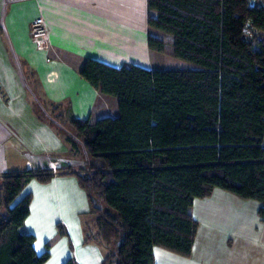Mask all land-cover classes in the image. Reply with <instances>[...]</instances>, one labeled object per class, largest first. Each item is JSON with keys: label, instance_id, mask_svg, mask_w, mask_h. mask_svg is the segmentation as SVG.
I'll return each mask as SVG.
<instances>
[{"label": "trees", "instance_id": "16d2710c", "mask_svg": "<svg viewBox=\"0 0 264 264\" xmlns=\"http://www.w3.org/2000/svg\"><path fill=\"white\" fill-rule=\"evenodd\" d=\"M147 8L148 27L171 36L172 55L194 66L113 67L87 58L79 74L117 99L116 117L67 119L57 104H33L90 159L75 175L98 214L94 238L109 247L102 264H155L154 246L189 256L198 226L190 208L214 188L260 202L264 218V0H147ZM147 40L165 51L163 38ZM53 176L38 169L0 179V264L48 259L25 224L30 195L19 196L31 179Z\"/></svg>", "mask_w": 264, "mask_h": 264}, {"label": "crops", "instance_id": "0c3cea01", "mask_svg": "<svg viewBox=\"0 0 264 264\" xmlns=\"http://www.w3.org/2000/svg\"><path fill=\"white\" fill-rule=\"evenodd\" d=\"M38 15L48 31L49 46L43 50L29 37V24ZM148 15L154 13L147 0H0V179L10 172L60 171L47 182L31 179L19 196L30 195L25 224L35 236L37 254L48 248L43 264L69 258L102 264L109 247L95 240L98 214L76 172L65 170L73 154L88 155L82 144L74 151L36 115L33 104H57L67 119L116 117L117 99L100 93L79 74L87 58L113 67H191L172 55L171 36L148 27ZM149 33L166 41L164 52L149 48ZM261 206L214 188L209 196L194 199L190 208L198 222L190 255L154 246V263L264 264Z\"/></svg>", "mask_w": 264, "mask_h": 264}, {"label": "built area", "instance_id": "2783aa9c", "mask_svg": "<svg viewBox=\"0 0 264 264\" xmlns=\"http://www.w3.org/2000/svg\"><path fill=\"white\" fill-rule=\"evenodd\" d=\"M29 37L36 49L43 50L48 48V31L44 18L41 15L31 20L29 24Z\"/></svg>", "mask_w": 264, "mask_h": 264}, {"label": "rangeland", "instance_id": "374dc122", "mask_svg": "<svg viewBox=\"0 0 264 264\" xmlns=\"http://www.w3.org/2000/svg\"><path fill=\"white\" fill-rule=\"evenodd\" d=\"M186 62V61H184ZM189 66H194L193 64L186 62ZM29 78V76H28ZM30 79V78H29ZM32 97V96H30ZM33 98V97H32ZM39 100H41L39 98ZM43 100V99H42ZM48 104V103H47ZM50 105H48V108L51 109L54 105H51L52 103H49ZM58 113H62V111H60V108L57 110ZM63 114V113H62ZM64 115V114H63ZM66 118V116H64ZM70 164L67 165L69 166V168H66V171H88V163L90 161L89 157L85 155L84 152H77V154H73V156H71L70 158ZM63 170V169H62ZM53 173H60V171L57 169V171L53 170Z\"/></svg>", "mask_w": 264, "mask_h": 264}]
</instances>
